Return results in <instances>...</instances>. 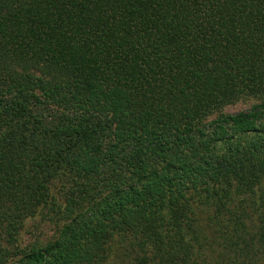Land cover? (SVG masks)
I'll return each mask as SVG.
<instances>
[{
  "label": "trees",
  "instance_id": "obj_1",
  "mask_svg": "<svg viewBox=\"0 0 264 264\" xmlns=\"http://www.w3.org/2000/svg\"><path fill=\"white\" fill-rule=\"evenodd\" d=\"M26 223L55 239L0 264H264V0H0L5 242Z\"/></svg>",
  "mask_w": 264,
  "mask_h": 264
},
{
  "label": "rangeland",
  "instance_id": "obj_2",
  "mask_svg": "<svg viewBox=\"0 0 264 264\" xmlns=\"http://www.w3.org/2000/svg\"><path fill=\"white\" fill-rule=\"evenodd\" d=\"M21 69L18 70L19 74ZM258 100L252 97H241L237 101L225 106L222 110L224 114H234L240 111L249 110L256 105ZM5 231L0 229V252L6 250L7 254L13 255L23 250H32L37 246H42L56 237V228L49 223H26L16 238L17 242L8 244L4 240Z\"/></svg>",
  "mask_w": 264,
  "mask_h": 264
}]
</instances>
